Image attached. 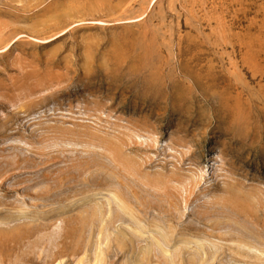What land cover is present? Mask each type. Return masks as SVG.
I'll list each match as a JSON object with an SVG mask.
<instances>
[{
  "label": "rangeland",
  "instance_id": "obj_1",
  "mask_svg": "<svg viewBox=\"0 0 264 264\" xmlns=\"http://www.w3.org/2000/svg\"><path fill=\"white\" fill-rule=\"evenodd\" d=\"M0 264H264V0H0Z\"/></svg>",
  "mask_w": 264,
  "mask_h": 264
}]
</instances>
